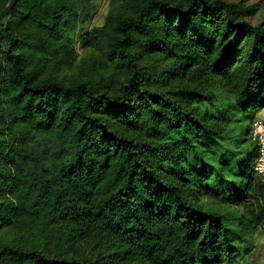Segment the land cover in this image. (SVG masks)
Returning <instances> with one entry per match:
<instances>
[{
	"label": "trees",
	"instance_id": "obj_1",
	"mask_svg": "<svg viewBox=\"0 0 264 264\" xmlns=\"http://www.w3.org/2000/svg\"><path fill=\"white\" fill-rule=\"evenodd\" d=\"M111 4L77 64L96 0L0 20V233L22 237L0 264H264V22L225 0Z\"/></svg>",
	"mask_w": 264,
	"mask_h": 264
},
{
	"label": "rangeland",
	"instance_id": "obj_2",
	"mask_svg": "<svg viewBox=\"0 0 264 264\" xmlns=\"http://www.w3.org/2000/svg\"><path fill=\"white\" fill-rule=\"evenodd\" d=\"M230 3H239L243 6L249 7L253 12L247 17V19L253 24H260L264 22V0H225ZM112 8L111 0H96V11L91 21L82 25L76 34V60L74 64H77L81 60L92 61L97 53L92 48L85 47L82 44V34L86 29L90 30L95 26L102 25L105 22L106 16ZM69 71L71 69H68ZM264 121V108L258 112L257 118ZM255 119V120H256ZM22 237L17 236L11 231H4L0 233V241L2 242H19ZM264 256V235H258V249L255 252V258Z\"/></svg>",
	"mask_w": 264,
	"mask_h": 264
},
{
	"label": "built area",
	"instance_id": "obj_3",
	"mask_svg": "<svg viewBox=\"0 0 264 264\" xmlns=\"http://www.w3.org/2000/svg\"><path fill=\"white\" fill-rule=\"evenodd\" d=\"M251 138L258 147V157L254 164V170L259 175H264V121L254 120L251 129Z\"/></svg>",
	"mask_w": 264,
	"mask_h": 264
},
{
	"label": "water",
	"instance_id": "obj_4",
	"mask_svg": "<svg viewBox=\"0 0 264 264\" xmlns=\"http://www.w3.org/2000/svg\"><path fill=\"white\" fill-rule=\"evenodd\" d=\"M17 0H10L3 10L0 11V20L8 15L12 8L15 6Z\"/></svg>",
	"mask_w": 264,
	"mask_h": 264
}]
</instances>
